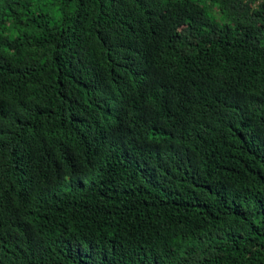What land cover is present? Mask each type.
<instances>
[{"label": "trees", "instance_id": "trees-1", "mask_svg": "<svg viewBox=\"0 0 264 264\" xmlns=\"http://www.w3.org/2000/svg\"><path fill=\"white\" fill-rule=\"evenodd\" d=\"M0 264H264V0H0Z\"/></svg>", "mask_w": 264, "mask_h": 264}]
</instances>
